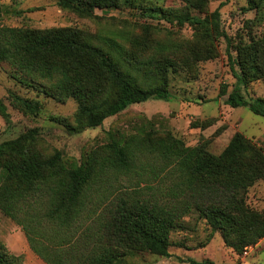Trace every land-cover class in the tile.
Listing matches in <instances>:
<instances>
[{
	"label": "trees",
	"instance_id": "obj_1",
	"mask_svg": "<svg viewBox=\"0 0 264 264\" xmlns=\"http://www.w3.org/2000/svg\"><path fill=\"white\" fill-rule=\"evenodd\" d=\"M137 1L58 0L57 5L95 18L98 9L105 12ZM182 1L184 9L157 7L152 8L157 16L152 15L195 27L200 46L211 57L217 56L219 39L233 45L235 60L229 58L239 67L234 71L238 84L226 102L264 118V97L247 98L243 93L252 82L264 80V0H247L248 9L256 12L251 23L262 28L261 34L251 33L248 41L237 44H231L220 26V9L228 0L205 16L192 11H202L208 0ZM3 13L0 3V67L8 63L14 75L24 83L26 77L28 85L53 99H74L78 108L73 119H56L67 131L99 127L149 99H172L168 74L173 62L141 58L120 42L118 37L125 40L124 34L105 38V48L78 28L5 26ZM221 94L226 95L225 88ZM14 98L18 108L38 114V102ZM0 110L8 117L1 102ZM139 156L153 157L161 172H167L165 200L117 194L112 178L131 173ZM259 181H264V148L241 132L219 155L208 153L203 145L189 147L171 134L150 132L113 136L80 161L66 160L60 150L45 153L35 128L0 143V211L22 227L32 250L47 264H124L130 255L143 251L168 257L171 233L184 228V217L191 211L220 231L225 244L241 255L264 238V209L248 203L249 189ZM0 264L25 262L0 243Z\"/></svg>",
	"mask_w": 264,
	"mask_h": 264
},
{
	"label": "rangeland",
	"instance_id": "obj_2",
	"mask_svg": "<svg viewBox=\"0 0 264 264\" xmlns=\"http://www.w3.org/2000/svg\"><path fill=\"white\" fill-rule=\"evenodd\" d=\"M224 0H208L202 11L205 16L215 11ZM58 0H0L3 5L2 24L9 27L47 29L73 27L84 30L94 44L108 48L107 37L120 34V42L141 58L157 56L173 62L170 69L169 91L172 99H149L129 106L118 115L107 118L103 125L71 133L56 119H73L78 104L74 99L58 101L28 85L8 63L0 67V102L8 117L0 110V143L15 139L30 129H38L40 147L49 154L60 150L68 161H80L90 150L101 148L113 136L171 134L187 146H205L208 153L219 155L235 133L241 132L264 148V118L248 107H232L226 102L228 94L238 84L234 71H239L233 45L225 38L215 42L217 56L204 53L195 27L180 26L157 16L152 8L184 9L182 0H138L130 6L103 12L96 10L95 18L81 17L63 10ZM220 26L231 38V44L248 41L251 33L261 34L262 28L251 23L256 12L248 9L247 0H228L220 9ZM153 14V15H152ZM135 42H128L127 39ZM160 45V47H159ZM200 50V51H199ZM199 51V53H198ZM28 82V83H27ZM35 85V84H33ZM225 88L226 95L221 94ZM247 98L264 97V80L254 81L243 90ZM40 104L38 114L23 111L14 104V96ZM154 168V169H153ZM153 157L139 156L133 171L118 173L111 180L119 192L165 200L168 188L167 172H161ZM116 194V195H117ZM249 205L264 209V181L249 189ZM184 228L171 233V255L163 257L148 251L130 255L124 264H264V238L239 255L227 246L220 231H214L196 211L184 217ZM0 243L25 264H47L31 248L22 227L0 211Z\"/></svg>",
	"mask_w": 264,
	"mask_h": 264
}]
</instances>
